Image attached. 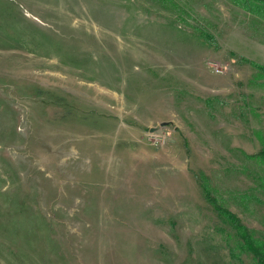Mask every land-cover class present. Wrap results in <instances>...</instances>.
<instances>
[{
    "label": "rangeland",
    "instance_id": "1",
    "mask_svg": "<svg viewBox=\"0 0 264 264\" xmlns=\"http://www.w3.org/2000/svg\"><path fill=\"white\" fill-rule=\"evenodd\" d=\"M247 0H0V264H257L264 16Z\"/></svg>",
    "mask_w": 264,
    "mask_h": 264
},
{
    "label": "trees",
    "instance_id": "2",
    "mask_svg": "<svg viewBox=\"0 0 264 264\" xmlns=\"http://www.w3.org/2000/svg\"><path fill=\"white\" fill-rule=\"evenodd\" d=\"M246 4L254 8L256 14L264 16V0H247ZM217 213L236 230L243 247L254 257L257 264H264V243H256L252 240L248 230L229 211L216 206Z\"/></svg>",
    "mask_w": 264,
    "mask_h": 264
}]
</instances>
